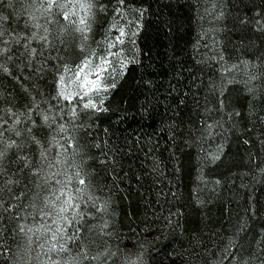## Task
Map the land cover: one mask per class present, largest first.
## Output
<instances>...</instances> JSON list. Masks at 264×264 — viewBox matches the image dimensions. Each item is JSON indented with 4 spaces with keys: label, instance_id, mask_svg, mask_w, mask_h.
Returning a JSON list of instances; mask_svg holds the SVG:
<instances>
[{
    "label": "trees",
    "instance_id": "trees-1",
    "mask_svg": "<svg viewBox=\"0 0 264 264\" xmlns=\"http://www.w3.org/2000/svg\"><path fill=\"white\" fill-rule=\"evenodd\" d=\"M36 3L0 0L8 17L0 48L35 30L25 25L29 12L39 15ZM129 19L140 27L134 45L125 38L127 67L107 111L80 112L72 131L97 205L89 203L93 216L82 227L86 244L108 247L113 263L136 253L149 264H264V0H96L87 40L64 34L63 44L44 49L41 72L35 61L0 55L12 73L0 71V119L8 120L0 140L21 146L8 150L0 171V264L16 262L24 218L48 187L32 170L39 148L24 130L30 122L17 125L19 137L5 131L7 109L27 114L38 104L32 135L47 145L55 126L36 113H58L57 70L79 64L87 43L114 38V22L127 31ZM57 20L53 35L64 23ZM31 47L39 53L37 41Z\"/></svg>",
    "mask_w": 264,
    "mask_h": 264
},
{
    "label": "snow or ice",
    "instance_id": "snow-or-ice-1",
    "mask_svg": "<svg viewBox=\"0 0 264 264\" xmlns=\"http://www.w3.org/2000/svg\"><path fill=\"white\" fill-rule=\"evenodd\" d=\"M118 3L123 5L124 0H118ZM8 6L12 7L11 3ZM94 8L93 0H39L35 5V12L39 15L29 12V21L25 25L28 27L30 23L35 30L27 36L17 34L10 40H4L5 47L0 48V55H3L7 62H11L14 55L17 59L26 58V66H32L35 61L39 66L35 67L34 70L41 72L44 65L40 64V60L44 58V49L48 47L56 48L57 43L63 44L64 34L76 32L81 35L82 41L87 40V34L91 30V20L94 17ZM101 10H103V6H101ZM115 11L122 19L126 15L121 8H117ZM138 14L142 17L143 10H138ZM57 17H61L64 23L60 24L58 31L53 35L50 25L59 23ZM7 19V16H0V21H6ZM118 24L119 21H116L111 25V29L117 30L118 34L114 38H106L104 54L97 55L95 50H89L75 68L70 67L67 63H62L61 68L57 70L56 97L54 98L68 102L70 107H68L66 113L64 108L61 107L56 115L43 110L37 111L36 114L44 125L49 129L55 126L53 134L47 140V145L35 135H32V128L36 125V121L32 119V112L39 108L38 104L34 103L33 107L28 108L27 114L24 112L17 114L11 108L7 109L8 115L12 117V123L5 128V131L12 132L19 137L21 131L17 128V125L30 122V126H27L24 130L29 133L32 143L39 148V154L35 164L32 165V170L35 175H41L44 183L48 185V194L44 197V205L39 210L44 222L40 223L37 228H29L27 231L30 233L28 236L29 245L34 242L33 236L36 237L35 242L38 243L41 249L48 245L44 254L48 257L49 264H86L89 261H96L97 264H107V254H97L89 257L82 245H77L74 254L72 248L69 247V243L77 239L75 226H78L88 214L87 208H82V205H88L89 203L93 207H97V205L96 198L87 189L85 179L87 173L84 170L83 155L75 148V138L70 135V130L66 127V124L57 121V115L60 120H63L64 115H67L70 121H75L77 119V107L93 112L107 111L102 107L104 103L102 94L115 87L114 74L116 68L114 65L119 64L121 74L127 67L122 46L125 43V38L128 39L129 43L135 44L134 38L140 27L138 21L131 19L126 21L127 31L125 25L117 27ZM133 24L136 26L135 31L131 27ZM4 35L5 33L0 31V37ZM32 41L39 43V53L36 47H31ZM13 43L23 48V52H20L18 48L16 53H12L11 44ZM113 49H116V51H113ZM81 50H84L83 43L81 44ZM85 69L88 71L85 72ZM0 71L9 75L12 74L7 63L0 64ZM109 77L113 78L112 83L107 82ZM94 97H100L99 103ZM220 103L222 104L223 101H220ZM21 117H24V120H21ZM4 125H8V120L0 119V127ZM76 127L77 125L73 123L72 131ZM3 135L4 133L0 132V138ZM61 140L65 143H61ZM0 143H3V148H0V171H2V162L7 158L8 150L13 147L19 149L21 146L11 138L6 142L0 140ZM54 149L55 154L52 155ZM18 158L23 160L25 166H28V157ZM103 208L104 206H99L98 210H103ZM47 221H50V223ZM70 228L73 229L72 234H69ZM21 231H24V229L21 228ZM53 253H55V259L52 258Z\"/></svg>",
    "mask_w": 264,
    "mask_h": 264
},
{
    "label": "rangeland",
    "instance_id": "rangeland-1",
    "mask_svg": "<svg viewBox=\"0 0 264 264\" xmlns=\"http://www.w3.org/2000/svg\"><path fill=\"white\" fill-rule=\"evenodd\" d=\"M37 2H39V0H37ZM93 3H94V5H96V0H93ZM92 46H93L92 43H87V47H89L90 50H95L97 52V55L104 54L106 44L96 43L95 47H92ZM113 51H116V49H113ZM75 66L76 65L70 66V67L75 68ZM114 66L116 68V73L114 74V82L116 84L118 82V80L121 78V76L123 75V73H124L126 68L123 70V73L121 74V70H120L119 64H115ZM84 71L87 72L88 70L85 69ZM107 82L108 83H112L113 82V78L109 77ZM112 89L113 88H110L107 93H103L102 94V97H103V100H104V103L102 105L103 108H104L105 101L107 100V98H108L109 94L111 93ZM94 99H96L97 103H99L100 97H94ZM55 103H56V108L58 110V113H59L61 107L64 108L65 113L67 112L68 107H70V105H68V102L63 101V100H58L57 99L55 101ZM73 103H75V101H73ZM82 111H84V110H82L80 107H77V119L75 121H70L69 117L67 115H64V119L60 120V122L65 123L66 127L69 128L70 135H72V124L73 123H75V125H77L76 128L79 127L80 122H81V119L79 118L80 117L79 114ZM86 111H91V110H86ZM61 143H65V141L61 140ZM69 151H71V149H69ZM54 154H55V149L53 150L52 155H54ZM47 194H48V187L43 189V192L41 190V196H42L41 197V199H42L41 203H39L35 207L32 206L29 209V213H30L29 217L26 216L24 218V219L27 220V221H25L22 224L23 225V229H24V231H22V232L24 233V235L22 236V240L19 241L20 252L17 254V259H16V262L14 264H49L48 257L44 254L47 251L48 245H46L44 249H41L38 246V243L35 242L36 241V237L35 236H33V241L34 242L31 245H29L28 236L30 235V233H28V231H27L29 228H33V229L37 228L40 223L44 222V221H42V218H41V216L39 214V210L43 207V205H44V197ZM82 208H87V213L88 214L84 217V219L80 222V224L78 226H75L76 229H77V230H75V236H76L77 239L75 241L69 243V247L72 248L73 254L77 250V245H82L84 247V249L87 251V254H88L89 257L96 256L97 254H107V264H134V262H135V264H149L148 262L143 261L141 259L140 254H136V253H126L122 257V259H119L115 263H113L112 260L108 259V252L110 250L108 247L100 245L99 243L93 245V247H89L90 245H87L86 242H85L87 240L88 236H87V234H85L83 232L82 227L84 226L85 220L87 218H90V217L92 218L93 214L89 213V212H90V210L93 211L94 208L91 209L89 204L88 205H82ZM47 222L50 223V221H47ZM72 233H73V229L70 228L69 229V234H72ZM52 258L53 259L56 258L55 257V253L52 254ZM86 264H97V262L96 261H89V262H86ZM171 264H177V263L172 262ZM190 264H193V263H190Z\"/></svg>",
    "mask_w": 264,
    "mask_h": 264
}]
</instances>
